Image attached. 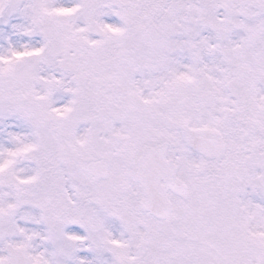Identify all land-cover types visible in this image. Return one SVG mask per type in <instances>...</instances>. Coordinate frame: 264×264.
<instances>
[{
  "label": "snow or ice",
  "instance_id": "obj_1",
  "mask_svg": "<svg viewBox=\"0 0 264 264\" xmlns=\"http://www.w3.org/2000/svg\"><path fill=\"white\" fill-rule=\"evenodd\" d=\"M0 264H264V0H0Z\"/></svg>",
  "mask_w": 264,
  "mask_h": 264
}]
</instances>
